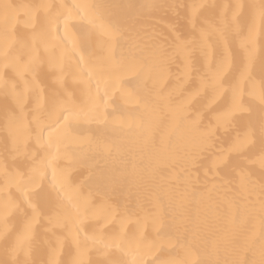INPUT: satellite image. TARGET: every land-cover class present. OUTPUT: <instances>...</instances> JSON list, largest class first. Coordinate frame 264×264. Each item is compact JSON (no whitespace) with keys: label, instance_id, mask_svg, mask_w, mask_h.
I'll use <instances>...</instances> for the list:
<instances>
[{"label":"bare ground","instance_id":"6f19581e","mask_svg":"<svg viewBox=\"0 0 264 264\" xmlns=\"http://www.w3.org/2000/svg\"><path fill=\"white\" fill-rule=\"evenodd\" d=\"M262 5L0 0V264H264Z\"/></svg>","mask_w":264,"mask_h":264},{"label":"snow or ice","instance_id":"6c2138e0","mask_svg":"<svg viewBox=\"0 0 264 264\" xmlns=\"http://www.w3.org/2000/svg\"><path fill=\"white\" fill-rule=\"evenodd\" d=\"M262 9H264V5L261 6ZM251 43V41H245L241 46L245 49L246 55H251V51L248 49V45Z\"/></svg>","mask_w":264,"mask_h":264}]
</instances>
